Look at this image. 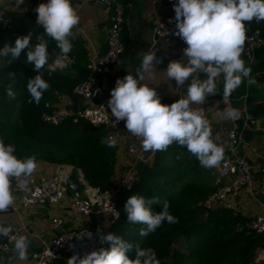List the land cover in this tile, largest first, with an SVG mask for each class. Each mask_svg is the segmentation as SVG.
<instances>
[{
  "label": "clouds",
  "instance_id": "9594fccd",
  "mask_svg": "<svg viewBox=\"0 0 264 264\" xmlns=\"http://www.w3.org/2000/svg\"><path fill=\"white\" fill-rule=\"evenodd\" d=\"M23 3L24 0H15V7L20 8ZM173 9L175 30L171 34L187 45L183 49L186 62L172 60L164 72L167 80H175L177 88L187 82L186 97L163 104L154 88L141 83L145 75L151 77L156 64L162 62L152 49L142 54L135 76L128 73L116 80L107 105L116 122L123 120L127 131L140 139L143 151L164 152L177 144L186 147L201 167L217 168L225 160L221 138L213 136L203 109L191 105H203L208 97L218 94L217 81L221 78L224 100H228L245 81L248 85L256 83L251 75L252 68L246 66L242 54L247 40L246 24L264 21V0H178ZM35 12L36 23L56 42L61 56L67 58L73 48L74 29L80 24V16L71 0H47V3H40ZM172 22L170 18L169 23ZM36 39L37 43L31 47L30 32L26 36H18L14 46L5 43L0 48V58L10 57L7 60L10 64L20 58L22 50L29 49L26 61L37 74L27 83L31 97L28 102L39 105L50 87L40 71L49 60V39L44 35H38ZM5 91L9 99L16 98L11 83ZM217 116L220 120L235 121L241 113L237 108L229 107L217 110ZM100 142L109 148L116 147L118 143L114 136ZM14 147L0 139V214L8 212L16 201L10 181L19 180L21 187L26 189L28 178L38 168L36 154L19 159L13 155ZM155 203H159L156 197L146 201L143 195H131L124 205L128 222L144 225L139 230L140 236L154 233L165 221L178 223V218L170 214L167 201L159 212H153L150 207ZM116 218L119 219V215ZM11 231L10 225L0 222V236L8 237ZM87 235L91 237L90 232ZM99 241L101 244L108 242L110 248L101 247L82 258L73 254L67 264H160L153 249L139 246H136L135 259H129L126 253L132 250L133 245L115 233L100 234ZM30 244L27 234L14 237L12 255L0 256V264H25Z\"/></svg>",
  "mask_w": 264,
  "mask_h": 264
},
{
  "label": "trees",
  "instance_id": "16d2710c",
  "mask_svg": "<svg viewBox=\"0 0 264 264\" xmlns=\"http://www.w3.org/2000/svg\"><path fill=\"white\" fill-rule=\"evenodd\" d=\"M8 16L12 23L9 28L0 26V48L5 43L14 46L18 36H26L29 32L32 34L31 47L37 43L38 35L49 39V60L40 71L50 87L44 92L39 105L29 103L31 97L27 91V83L37 74L33 66L26 61L29 49L22 50L20 58L10 64H7L10 57L0 58V139L15 146L13 155L19 159L36 154L37 160L80 169L85 181L94 188H109L114 176L116 147L109 148L101 144V139H106L105 129L93 128L83 120L74 122L73 118L57 126L41 120V114L47 111L45 103L56 102L59 94L71 97L77 82V79H71L69 75L48 69L53 59L61 57L56 42L45 34L43 27L30 15ZM246 28L247 37L259 32L256 36L264 40V21L259 24L252 21L246 24ZM68 56L74 59L78 76L83 75L87 60L82 49L76 47L73 42L72 51ZM242 59L246 66L252 68L251 75L256 80L255 84L264 83V46L254 50L255 64L249 63L244 53ZM10 83L16 93L14 100L6 96L5 89ZM253 85H248L245 81L230 97L236 98L250 93ZM222 92L223 89L220 88V96ZM249 93L246 94V105L251 120L264 117V99L258 102L255 97L249 96ZM161 166V159L158 158L151 168H145L139 183L130 194L143 195L146 201L154 196L164 195L165 190L156 188L153 191L154 196L147 198L144 194L150 193V183L154 178L167 174L162 172ZM171 170L173 171L172 168ZM172 180L171 184L176 187L180 179ZM207 195L201 190L189 191L173 204L170 203L169 212L178 218V223L169 224L165 221L154 233L144 236L141 248L153 249L160 264H255L256 254L260 250L264 251V235L245 229L246 217L234 216L227 210L214 211L209 214L208 220L203 222L197 213V205ZM122 201L123 199L119 202V208ZM150 207L153 212L162 210L157 203L151 204ZM124 214L125 211H121L120 219L113 229L126 222ZM133 225L138 231L144 227L142 224ZM102 247L108 249L109 246L106 243ZM132 255V259H135L136 252ZM261 264H264V260Z\"/></svg>",
  "mask_w": 264,
  "mask_h": 264
},
{
  "label": "built area",
  "instance_id": "2783aa9c",
  "mask_svg": "<svg viewBox=\"0 0 264 264\" xmlns=\"http://www.w3.org/2000/svg\"><path fill=\"white\" fill-rule=\"evenodd\" d=\"M2 0H0L1 2ZM103 12L108 16L109 26L106 35V52L101 55H94L89 63V75L81 83L73 88V96L77 95L82 106L78 105L76 113H73L71 106L60 105L57 102L45 103L46 112L41 114L42 122L57 126L69 118L73 121L83 120L93 128H104L106 139L114 136L121 129L123 120L116 122L115 118L108 112L107 102L110 94H106L103 87V79L111 73L112 68L119 62L125 46L121 39L124 24V7L119 0H94ZM35 8L40 3H47L44 0H34ZM170 18L157 20L152 28L154 40L148 46L146 52L154 50L161 63L156 67L161 68L170 62V55L158 46V40L169 44L175 37L171 33L175 30V21L169 23ZM12 23L8 14L0 8V26L9 28ZM264 46V40L256 35L247 37L244 48V57L249 63L254 62V50ZM99 89V92H97ZM95 101L97 103H95ZM79 104V102H78ZM220 110L229 107L236 108L233 99L230 97L224 100L219 99ZM241 116L238 120L228 121L230 129L227 132V148L225 160L217 167L219 179L216 190L201 200L197 207L204 211L200 219L205 222L209 214L217 210L230 211L234 216L242 215L241 199L254 202L258 212L252 217L246 218L244 228L259 235H264V164L255 167L248 159L239 154V149L244 142V129L253 122L246 111L238 109ZM129 161L121 169L115 183L105 190H98V193L85 195L77 182L67 181L61 174L52 179H42L36 183L28 180L26 189L20 185L13 187V192L19 195L18 205L21 208L32 206H45L56 203L65 193L69 194L70 211L88 223L81 229L60 230L63 222L60 218L54 217L50 221L53 230L58 231L42 247L30 253L27 264H67L68 258L78 254L81 258L93 250H99L101 243L100 234H104L106 224L113 223L119 215V202L124 199L139 183L143 168L151 166L155 153L145 152L141 147L139 138L133 139L126 148ZM139 166V167H138ZM53 198H56L55 200ZM13 206L9 212L16 211ZM5 214V213H2ZM102 215L103 220L97 221L94 232L90 231L89 216ZM27 226L21 222L11 226V233L8 237L0 236V251H8L13 246L14 237L21 235ZM91 233V237L87 233ZM93 233V234H92ZM85 241H82L83 238ZM80 242V243H79ZM264 260V251L257 253V262Z\"/></svg>",
  "mask_w": 264,
  "mask_h": 264
},
{
  "label": "crops",
  "instance_id": "0c3cea01",
  "mask_svg": "<svg viewBox=\"0 0 264 264\" xmlns=\"http://www.w3.org/2000/svg\"><path fill=\"white\" fill-rule=\"evenodd\" d=\"M47 2V0H44ZM124 7V24L121 33V39L125 46L122 56L119 62L112 68L111 73L103 79V87L106 94H110V91L115 87V82L118 78L122 79L128 73L135 76L136 70L140 67L142 54L146 52L148 46L154 40L152 28L157 20L164 18L174 19L175 13L173 4L178 3V0H119ZM72 6L76 9L80 16V24L74 32L76 33L73 42L76 47L82 49L85 54L87 63L84 68V74L78 76V71L74 68V59L70 56L64 58L63 56L53 59L48 69L53 72H60L69 75L71 79H77L75 86L85 80L90 71L89 63L94 55H101L106 52V35L107 28L109 26L108 16L103 12L100 6L94 0H71ZM0 8L5 10L7 14H28L33 19L37 18L35 12L34 0H24V3L20 5V8L15 7V0H2L0 2ZM158 46L161 50L169 53L172 60H180L186 62V58L183 57V49L187 45L177 36H175L169 44H164L158 40ZM167 65L161 68L156 67L153 70L151 77L147 74L145 79L141 82L148 84L156 90L157 94L161 98V103L171 104L181 97H186L187 94V82L184 86L177 88L176 82L173 79L167 80L164 70ZM203 78V77H202ZM218 92L220 88L223 89L222 78L217 81ZM74 86V87H75ZM264 83L253 85V89L239 97L232 98L234 106L237 109L247 112L246 94L255 97L256 101L260 102L264 99ZM72 97L68 95H58L57 104L71 106ZM220 93L210 96L203 105H191L193 108H202L205 116L210 122L213 136L219 135L221 143L224 146L225 154L227 148V132L230 129L229 124L220 120L217 116V110H220ZM82 106V102L78 104ZM111 114V110L108 109ZM248 114V113H247ZM245 139L242 146L239 149V154L253 164L255 167L264 164V117L259 119H253V122L249 123L244 129ZM115 138L118 143L116 146L115 155V169L114 176L111 185L117 180L119 173L124 165L129 161L126 153L128 144L133 139V135L129 133L125 127V122L121 129L115 134ZM174 147L179 145L174 144ZM157 151L156 153H158ZM155 153V155H156ZM146 168H151L154 165ZM38 168L36 172L28 178L29 181L36 183L42 179H52L59 177L61 174L67 181L77 182L85 195H92L98 193L97 188L90 186L84 179V176L80 169L74 168L70 165H59L54 163H48L42 160H37ZM145 168H143L144 170ZM142 170V172H143ZM218 179L219 174L216 168ZM141 172V173H142ZM217 179V180H218ZM20 185L19 180L10 181V186ZM21 186V185H20ZM16 201L14 206L17 208L14 212L0 214V222L6 225H15L21 222L25 223L27 228L22 234H27L30 237L31 244L28 253L29 262L30 253L34 250H38L42 247L43 243L47 242L52 236L56 235L58 231L53 230L50 226V221L54 217H58L62 220L63 224L60 230L80 229L86 226L88 220L86 218L78 217L74 215L69 208L70 196L65 193L56 203L45 206H32L29 208H21L18 205L19 195L13 192ZM128 194L123 200L127 199ZM258 212V208L254 202H251L244 197L241 199V214L248 218L252 217ZM120 216V215H119ZM108 223L105 219L102 221L106 224L104 234L109 232L114 224ZM90 222V231L94 232L96 229V223ZM93 234V233H92ZM85 237L82 241H85ZM80 243V242H79ZM103 243V245H105ZM12 248L8 251H0V256L8 257L12 255ZM260 261V260H259ZM263 261L257 262V254L254 259L255 264H261ZM57 264H63L59 262Z\"/></svg>",
  "mask_w": 264,
  "mask_h": 264
},
{
  "label": "rangeland",
  "instance_id": "374dc122",
  "mask_svg": "<svg viewBox=\"0 0 264 264\" xmlns=\"http://www.w3.org/2000/svg\"><path fill=\"white\" fill-rule=\"evenodd\" d=\"M262 91L264 93V89ZM158 158L161 159L162 172L167 174L154 178L152 183H150V193L145 192L144 194L148 196L147 198H150V196H154L153 191L155 188L160 191L165 190L164 195L158 197L154 196L158 199L159 203L157 204L161 209L165 201L168 202L170 209V203L173 204L178 199L182 198L183 194H186L189 191L201 190L205 195H209L213 193L218 187L219 183L217 180L218 175L216 168L205 169L201 167L199 161L187 151L186 147H174L173 144L168 148L167 151L156 153L154 161ZM171 168L173 171H170ZM174 178L180 179L176 187L174 184H171L173 183L172 179ZM131 195L136 194L132 193L128 196V198ZM127 199L121 202L119 215L121 211L124 212V205ZM124 216L126 222L121 224L120 227H117V229H113L112 227L109 229V232L119 235L122 240L133 245L132 250L126 253L128 258L132 259V254L136 252V246H142L144 236H140L139 231L137 228H135V225L128 222L126 212ZM130 230L131 232H129ZM106 243L108 244L109 249L110 244L108 242Z\"/></svg>",
  "mask_w": 264,
  "mask_h": 264
},
{
  "label": "water",
  "instance_id": "95a60500",
  "mask_svg": "<svg viewBox=\"0 0 264 264\" xmlns=\"http://www.w3.org/2000/svg\"><path fill=\"white\" fill-rule=\"evenodd\" d=\"M256 62H254V64H255ZM78 102H79V97L77 96V95H74L73 97H72V105H71V109H72V111H73V113H76V111H77V108H78ZM95 103H97L96 101H95ZM139 167V166H138ZM203 209L202 208H200V209H198L197 210V213L200 215V214H202L203 213ZM89 219L92 221V222H97V221H102L103 220V217H102V215H94V214H91L90 216H89Z\"/></svg>",
  "mask_w": 264,
  "mask_h": 264
}]
</instances>
